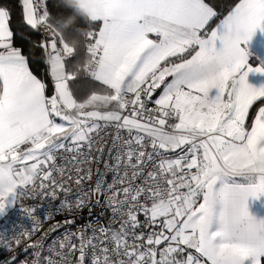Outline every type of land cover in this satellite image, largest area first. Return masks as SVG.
<instances>
[{"label": "snow or ice", "instance_id": "obj_1", "mask_svg": "<svg viewBox=\"0 0 264 264\" xmlns=\"http://www.w3.org/2000/svg\"><path fill=\"white\" fill-rule=\"evenodd\" d=\"M64 10L0 0V163L17 178L0 214L32 220L0 237V264H264L247 206L264 195V84L247 81L264 0H105L70 32Z\"/></svg>", "mask_w": 264, "mask_h": 264}, {"label": "built area", "instance_id": "obj_2", "mask_svg": "<svg viewBox=\"0 0 264 264\" xmlns=\"http://www.w3.org/2000/svg\"><path fill=\"white\" fill-rule=\"evenodd\" d=\"M63 194H61V198ZM74 199L75 197H71ZM24 203L32 205L34 207L33 215L39 217L40 219L44 218L45 213L48 210V204L46 200H26ZM54 204H58L59 201H54ZM84 218H88L87 210L82 214V218L78 220V223H82ZM64 216L56 215L53 220H47L44 222V228L47 229L50 224L55 223L56 221L63 222ZM32 227L31 218L23 211L19 203L9 205L8 208L0 215V237L8 238L16 233L30 229ZM64 228H60L53 233H50L46 243H50L51 240L63 233ZM40 233H37L39 235Z\"/></svg>", "mask_w": 264, "mask_h": 264}, {"label": "clouds", "instance_id": "obj_3", "mask_svg": "<svg viewBox=\"0 0 264 264\" xmlns=\"http://www.w3.org/2000/svg\"><path fill=\"white\" fill-rule=\"evenodd\" d=\"M105 0H62L64 7L71 8L72 13L55 19L56 27L64 32H70L76 20L90 21L94 14L104 6ZM79 29V26H76ZM71 42V41H70ZM16 177L7 163H0V195L7 194L15 187Z\"/></svg>", "mask_w": 264, "mask_h": 264}, {"label": "crops", "instance_id": "obj_4", "mask_svg": "<svg viewBox=\"0 0 264 264\" xmlns=\"http://www.w3.org/2000/svg\"><path fill=\"white\" fill-rule=\"evenodd\" d=\"M217 47H219V41H217ZM247 49L250 53L249 63H251L253 66L259 63L260 60H264V32H262L259 28L255 31L253 37L248 42ZM247 81L253 86L259 87L264 84V74L249 73L247 76ZM216 187H219V182L217 183ZM247 206L250 214L256 219H264V208H262V206H264V195H261L259 198L250 196L247 200ZM216 207L218 209L219 204H217ZM215 228L216 224L213 223L210 230H215Z\"/></svg>", "mask_w": 264, "mask_h": 264}, {"label": "trees", "instance_id": "obj_5", "mask_svg": "<svg viewBox=\"0 0 264 264\" xmlns=\"http://www.w3.org/2000/svg\"><path fill=\"white\" fill-rule=\"evenodd\" d=\"M48 2H49V0H45V3H48ZM233 2H237V0H233ZM71 13H72V9L65 7L63 16L66 17V16L70 15ZM19 22H22V8L20 9V12L18 14L17 13L13 14L12 21H11V26L13 27V29H15L17 23H19ZM84 22L85 21L83 19H79L78 18L76 20V22H75L74 27H76V26H79V27L85 26Z\"/></svg>", "mask_w": 264, "mask_h": 264}, {"label": "rangeland", "instance_id": "obj_6", "mask_svg": "<svg viewBox=\"0 0 264 264\" xmlns=\"http://www.w3.org/2000/svg\"><path fill=\"white\" fill-rule=\"evenodd\" d=\"M8 208V207H7ZM262 208H264V206H262Z\"/></svg>", "mask_w": 264, "mask_h": 264}]
</instances>
